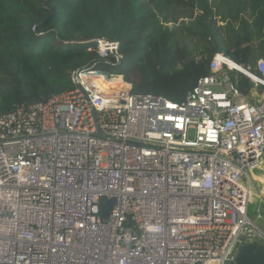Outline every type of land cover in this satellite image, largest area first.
<instances>
[{
    "label": "built area",
    "instance_id": "2783aa9c",
    "mask_svg": "<svg viewBox=\"0 0 264 264\" xmlns=\"http://www.w3.org/2000/svg\"><path fill=\"white\" fill-rule=\"evenodd\" d=\"M118 44L98 54L113 68ZM255 70L217 53L184 103L79 70L72 90L0 115V264H235L264 245L263 59Z\"/></svg>",
    "mask_w": 264,
    "mask_h": 264
},
{
    "label": "trees",
    "instance_id": "16d2710c",
    "mask_svg": "<svg viewBox=\"0 0 264 264\" xmlns=\"http://www.w3.org/2000/svg\"><path fill=\"white\" fill-rule=\"evenodd\" d=\"M98 39L121 44L117 68L88 52ZM217 53L259 76L264 0H0V115L72 90L79 70L121 75L134 96L184 103ZM231 79L251 96L246 76Z\"/></svg>",
    "mask_w": 264,
    "mask_h": 264
},
{
    "label": "water",
    "instance_id": "95a60500",
    "mask_svg": "<svg viewBox=\"0 0 264 264\" xmlns=\"http://www.w3.org/2000/svg\"><path fill=\"white\" fill-rule=\"evenodd\" d=\"M114 201L107 203L102 216L107 218ZM235 264H264V245L248 244L241 247L235 255Z\"/></svg>",
    "mask_w": 264,
    "mask_h": 264
},
{
    "label": "clouds",
    "instance_id": "9594fccd",
    "mask_svg": "<svg viewBox=\"0 0 264 264\" xmlns=\"http://www.w3.org/2000/svg\"><path fill=\"white\" fill-rule=\"evenodd\" d=\"M118 47H119L118 42H113V41L101 39L98 41L97 51H98V54L103 57V56H107L110 52H115L118 49ZM117 58L119 59V57H117ZM119 76H121V75H119Z\"/></svg>",
    "mask_w": 264,
    "mask_h": 264
},
{
    "label": "crops",
    "instance_id": "0c3cea01",
    "mask_svg": "<svg viewBox=\"0 0 264 264\" xmlns=\"http://www.w3.org/2000/svg\"><path fill=\"white\" fill-rule=\"evenodd\" d=\"M262 176H264V173H262L261 174ZM257 225L261 228V229H263L264 230V222L262 221V222H259V223H257ZM262 225H263V227H262Z\"/></svg>",
    "mask_w": 264,
    "mask_h": 264
},
{
    "label": "rangeland",
    "instance_id": "374dc122",
    "mask_svg": "<svg viewBox=\"0 0 264 264\" xmlns=\"http://www.w3.org/2000/svg\"><path fill=\"white\" fill-rule=\"evenodd\" d=\"M230 75H231V73H230ZM249 101H251V100H249ZM262 227H263V225H262Z\"/></svg>",
    "mask_w": 264,
    "mask_h": 264
}]
</instances>
